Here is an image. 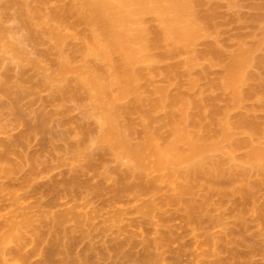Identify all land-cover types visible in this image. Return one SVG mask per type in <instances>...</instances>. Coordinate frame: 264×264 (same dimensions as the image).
<instances>
[{"label":"rangeland","instance_id":"1","mask_svg":"<svg viewBox=\"0 0 264 264\" xmlns=\"http://www.w3.org/2000/svg\"><path fill=\"white\" fill-rule=\"evenodd\" d=\"M188 4L196 36L170 46L156 15H142L150 59L135 66L130 94L111 84L116 129L131 144L151 141L136 164L102 137L99 109L79 83V70L83 78L108 67L85 55V26L55 18L54 0H0V264H264V162L255 164L262 172L245 159L251 147L264 151V0ZM242 51L243 80L226 87ZM61 57L78 72L59 77ZM173 124L214 145L200 166L158 162ZM60 213L67 229L75 217L83 225L60 233L65 253L53 243Z\"/></svg>","mask_w":264,"mask_h":264},{"label":"bare ground","instance_id":"2","mask_svg":"<svg viewBox=\"0 0 264 264\" xmlns=\"http://www.w3.org/2000/svg\"><path fill=\"white\" fill-rule=\"evenodd\" d=\"M54 1L58 3V6L56 8L57 10L54 12L55 18L61 20L60 22L64 23L66 22L65 20L66 16L67 17L76 16L77 17L76 19L79 20V23L83 24L85 28L89 31V35L87 34L88 37L84 36L87 41L84 47L85 55L91 56V59L94 58L99 61H102L104 64H106V67L107 66L109 67L106 68L107 69L105 70L106 72L99 71L96 70L98 66L95 65L96 61L93 62V64L96 67H92L94 65H91L92 63L89 62L86 64V66L88 65V67H92L91 69L94 68L96 73L95 71L88 72L90 73V75L88 77L85 75L86 77L82 78L83 76L82 75L83 73H81L82 70H79L81 72H79L78 74L80 75L77 76L78 78L81 77L79 78L80 85H82V82L84 81L83 84L86 85L85 87L86 91H88V93L90 92L89 96H92L93 98L92 100L94 101L93 103H95L93 105L95 106L96 109H99L97 111L98 113H100L99 115H101V122L103 123V125H105L103 126L104 134L102 137L105 139H109V138L112 139L114 142L117 143V145H119L121 148L124 149L126 154L136 164H139L145 151H149L151 148L150 138L147 137L146 141L142 144L134 145L130 143L129 139L128 140L126 139L127 138L125 137L127 135L126 133L123 134L122 131H120L119 133L120 129L119 130L116 129L119 109L116 108L117 99H115V97L113 96L114 94H112L110 91L111 84L117 83L120 85V89L118 93L119 96L130 94L131 91L130 82H133L132 79L135 80L138 79L137 78L138 76H136L137 71L139 72L141 71L140 68L135 69V66L137 64L141 65L143 61L146 62L147 60L150 59L149 57H148L149 59H146L147 56L144 57L145 56L144 53H147L146 48L148 47L145 45L146 46L145 48L144 44L142 43V37H143L142 35H144L143 33H145L146 31H143L142 26H141L142 28L138 27V24L140 25L141 24L140 22H143L144 20L143 17H141L142 15L143 16H145L144 14L151 15L148 13H152L153 16L156 15L154 17L159 19L158 21H160L163 26L161 27L160 30L158 28L155 30L158 31L157 32L158 38L163 43L173 42L174 43L173 46L176 45L175 43L179 45L178 43L180 42H184L185 44L186 43L185 41L189 42L191 38H194V36H196L197 31L194 30V27H191L193 26V24H191L187 19V15H189L188 11H190V6H188L189 5L188 0H70L66 5H64V3L62 2L64 0H54ZM60 3L61 5L59 6ZM133 24H136L135 28L137 30H135V28L132 27L134 26ZM60 25L62 26V24H59L58 26L60 27ZM134 31L135 33L133 35ZM153 33L155 32L153 31ZM55 38L58 39L57 37ZM155 41L157 40L155 39ZM170 43L168 44L171 46L172 43L171 44ZM11 45L13 44H10V46ZM177 47H175V49ZM12 49L14 48L12 47ZM15 50L19 51V49H15ZM244 52L242 51V54L234 57L232 63L228 66L227 68L228 75L226 74L228 77L227 79H225L226 87L228 86L233 89L235 88V86L238 85L237 83H240L241 80H243L242 69L243 66L246 65L245 63H247L246 61L248 59L247 57L248 52L246 53ZM114 55H116L115 58ZM89 56L86 57L83 55L84 57L83 60L86 61V58L88 59ZM140 57L143 59H141ZM60 59L63 64L59 62L61 66L59 67L58 72L61 71V73L60 75L56 73L57 75H59V77L62 74H65L68 69H71L69 71L74 73L78 72V71H72L73 70L72 68L67 69V66L68 67L70 66L68 65L69 62L68 64L65 65L64 64L65 62L63 61L64 58L61 57ZM91 59H89V61ZM84 65L85 64H83V66ZM88 67L85 68L88 69ZM98 71L101 74L105 73V76L104 75L100 76V74H97ZM62 76H63L62 78H64V76L66 77V75H62ZM139 76H141V74ZM101 77L103 78L106 77L105 78L106 81L103 82L104 79L102 80ZM80 80H82V82ZM106 90L109 92V94ZM248 125L250 126L251 124ZM243 126H245L246 128L248 127L247 125H243ZM172 128H173L174 139L164 148L163 157L159 158L158 162L162 163L163 161H168L173 165L181 162H187L194 164L195 166H200L201 161L206 159L207 152L212 150L214 148V145H208L204 143L200 144L197 143L196 141H193L192 139L189 138L188 135H186L183 132L182 128L177 124H173ZM121 133L123 134V136L124 135L125 136L123 137ZM181 141H185L186 144L188 145L185 151L180 150L178 146V143ZM0 157H2V155H0ZM4 157H2L1 159H5ZM245 159L247 161L254 163L253 165L255 166V168H258L257 167L259 166L258 162H264V151L262 149L251 147ZM256 162L258 163V165L256 164ZM258 170L262 171L263 168L262 169L258 168ZM76 183H77L76 181L72 180L66 184V188H69L72 185H75ZM187 206L190 213L194 212L197 209V206L193 202L188 203ZM28 219L30 218L28 217ZM67 220H68V215L66 213L58 214L54 220V226L57 228L59 233L58 232L56 233L53 243L54 245H56L57 247L56 249H60L61 251L63 249L64 251L62 252L64 253L67 248L65 249V246L62 244L63 242L61 243L60 239L62 237L61 238L59 237L60 233L66 235L65 237H67V235H71L74 231H78V230L82 231V227H83L80 219L75 217L73 223L74 227L67 229L65 227V223ZM70 248L72 247L70 246ZM261 250L264 252V247H261ZM61 251H59V253ZM57 252L58 251H56V254H59ZM237 258H240V256H237ZM79 259L81 258L79 257ZM233 260L236 259L233 258ZM72 262H74L73 264H84L80 262L78 259H76V263L75 261Z\"/></svg>","mask_w":264,"mask_h":264}]
</instances>
